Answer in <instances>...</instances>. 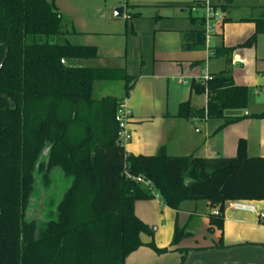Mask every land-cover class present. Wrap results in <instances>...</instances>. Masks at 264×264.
<instances>
[{
    "label": "trees",
    "instance_id": "1",
    "mask_svg": "<svg viewBox=\"0 0 264 264\" xmlns=\"http://www.w3.org/2000/svg\"><path fill=\"white\" fill-rule=\"evenodd\" d=\"M261 21L244 46L264 32ZM73 33L51 0H0V64L7 54L0 69V264H126L144 245L141 235H153L135 204L154 198V190L173 209L185 200H207L220 212L210 215L211 232L223 230L227 201L264 200V157H250L244 139L233 158L128 154L116 120L121 99L95 97L99 71L77 62L96 58L98 50L73 44ZM191 33L204 47L205 30ZM234 50L217 49L229 66L211 74L206 86L193 83L197 93L207 91V107L181 103L180 117L223 119L220 127L264 119V110L227 113L248 109L249 89L235 84L230 68ZM131 88L127 79V95ZM126 171L152 188L126 178ZM57 175L66 184L54 191ZM44 193L52 196L48 216L28 218ZM184 237L177 227L171 247ZM147 246L170 251L154 241ZM178 251L184 264L188 250Z\"/></svg>",
    "mask_w": 264,
    "mask_h": 264
},
{
    "label": "crops",
    "instance_id": "2",
    "mask_svg": "<svg viewBox=\"0 0 264 264\" xmlns=\"http://www.w3.org/2000/svg\"><path fill=\"white\" fill-rule=\"evenodd\" d=\"M51 1L64 16L62 9L72 4L75 11L73 19L76 15L82 16L76 12L78 10L86 21L96 23L112 21L115 9L123 6L125 15L132 22L135 38L139 36L135 30L139 26L138 20L167 22L165 25L153 24L156 28L153 30L152 49L146 58L141 57V69L135 78H128L132 88L129 95L126 92L125 99L132 111L130 128L133 133L131 141L124 146L128 154L233 158L237 155L239 141L244 139L250 157H264V119L246 118L220 127L223 119L179 116L181 103L187 101L195 110L207 107V91L197 93L193 83H200L199 79L206 71L217 74L229 66L226 56L216 54L220 48L235 49L230 68L236 85L248 87L249 92L252 88L264 89V32L257 35L251 46H244L256 33L261 20L264 21V3L211 0L214 5L225 6L218 9L219 12L222 10V21L219 30H215L205 46L200 47L195 45L197 35L191 32L204 29V0ZM236 1H241V4ZM195 6L197 9L194 11ZM187 9L194 13L201 9L203 13L196 14L191 18L192 24H188L182 16ZM66 19L72 26L70 19ZM88 31L76 30L69 36L73 44L95 46L98 50L96 58L86 59L81 65L99 71L101 77H109L111 72L119 76L121 72L127 74V41L124 44L127 38H123V42L74 39L79 33L99 32ZM103 33L108 36L119 34ZM116 46L125 49L123 53H113ZM100 49L111 51V54L101 56ZM200 96H204L203 103L198 102ZM228 114L250 115L255 112L247 109ZM253 202L264 211V200ZM214 210L207 200H185L178 209L165 204L160 195L138 200L135 213L153 230V235H141L144 245L128 256L126 264H180L182 253L178 249L188 250L184 264H264V219L255 213L225 209L223 230L211 232L210 215ZM177 227L184 230L185 237L172 248ZM153 241L157 247L170 248V251L158 254L147 246Z\"/></svg>",
    "mask_w": 264,
    "mask_h": 264
},
{
    "label": "rangeland",
    "instance_id": "3",
    "mask_svg": "<svg viewBox=\"0 0 264 264\" xmlns=\"http://www.w3.org/2000/svg\"><path fill=\"white\" fill-rule=\"evenodd\" d=\"M254 2V3H264V0H246V2ZM237 4H241V1H236ZM243 3V2H242ZM66 4V3H65ZM64 4V5H65ZM63 5V6H64ZM72 5V4H71ZM71 5H68L63 8V12L65 14L66 18H69L72 26L75 30H84L86 32H89L88 30L91 31H99L96 34L90 33H84L77 35V38L74 39H86V40H99V41H105L111 39L114 40H122L124 41L125 38H127V45L128 46V55H127V61H128V71L127 74L131 73L129 76L125 72H121L120 76L116 75L115 72L108 73V75H111L109 77L102 76L99 78V80L95 82V97L100 99L106 96H114L120 99H125L126 96V84H127V79L130 78H135L136 74L139 73L141 69V57L146 58L148 52L152 49V43H153V35L154 31L156 28V25L154 26L153 24L157 25H165L167 22H158V21H144V20H138L139 26L135 27V30L139 32V36L135 38L132 34V22L129 19L127 14L125 17H116L115 13H113V20H105L104 22L96 23V22H88L85 20L83 14L76 10L78 14H81L82 16H75V19H73L72 14H74V8L71 7ZM73 6V5H72ZM195 11V10H194ZM222 12V10L220 11ZM219 12V13H220ZM202 14L203 11L200 9L197 13L191 12L189 9H187L186 12L182 14L184 18H186V21L188 24H192V17L196 16V14ZM178 15V13H175ZM222 16L220 15V19L215 22L216 24V31L219 30L221 21H222ZM197 24V23H196ZM205 28V26H203ZM126 30V31H125ZM103 31L107 32H115L119 33L117 36H108V34L103 33ZM126 32V33H125ZM124 38V39H123ZM129 39V40H128ZM121 46H116L113 48V53L119 54V52L124 51ZM106 56L107 54H111V51L106 52L104 49H100V55L101 56ZM142 55V56H141ZM84 60H78V64H82ZM125 61V60H123ZM209 65V64H208ZM205 67V65H203ZM210 67V66H209ZM198 102L203 103L204 96H200L198 98ZM248 109L251 110L252 112L255 113H260L264 110V89L260 88H252L249 92V98H248ZM237 111V110H233ZM238 112V111H237ZM227 113H232V111H227ZM58 177V175H57ZM65 180L58 177L57 180V186L55 190H59V188L65 187ZM51 194H43V195H37L36 198L34 199L33 203L31 204V210L29 213L28 218H37L38 220H45V217L48 216V208L51 206Z\"/></svg>",
    "mask_w": 264,
    "mask_h": 264
},
{
    "label": "built area",
    "instance_id": "4",
    "mask_svg": "<svg viewBox=\"0 0 264 264\" xmlns=\"http://www.w3.org/2000/svg\"><path fill=\"white\" fill-rule=\"evenodd\" d=\"M204 16H203V23H204V30H205V37L206 41L208 42L215 29L218 19H220V13L217 9H215L214 4L211 2V0H204ZM197 7H193V10H196ZM211 79V74L206 71L204 75H202L199 79L200 83L203 85H207L208 81ZM116 120L119 124L120 132V140L122 145H126L128 142L131 141L133 138V133L130 128L131 120H132V111L128 106L127 99H124L120 102V106L116 115ZM126 178L128 179H134L136 181H140L144 183L146 186H151V182L144 180L142 177H134L132 176L128 171L125 172ZM153 194L155 196H159V193L157 191H153ZM225 209H230L234 211H247L251 213L257 214V216L260 219H264V211L259 210L257 206L254 204L253 201H247V200H229L225 203ZM219 210L216 209L213 211L214 215H219Z\"/></svg>",
    "mask_w": 264,
    "mask_h": 264
},
{
    "label": "water",
    "instance_id": "5",
    "mask_svg": "<svg viewBox=\"0 0 264 264\" xmlns=\"http://www.w3.org/2000/svg\"><path fill=\"white\" fill-rule=\"evenodd\" d=\"M124 15H125V8H124L123 6H121V7H117V8L115 9V16H116V17H124ZM6 57H7V54L5 55V58L3 59V61H2L1 64H0V69H1V67H2V65H3V63H4L5 59H6ZM189 184H191V183H189Z\"/></svg>",
    "mask_w": 264,
    "mask_h": 264
},
{
    "label": "flooded vegetation",
    "instance_id": "6",
    "mask_svg": "<svg viewBox=\"0 0 264 264\" xmlns=\"http://www.w3.org/2000/svg\"><path fill=\"white\" fill-rule=\"evenodd\" d=\"M57 180H58V177H57V178L55 177L54 180H53V184H52L53 188H52V189H53L54 191H56L55 189H56V186H57ZM44 194H45V193H44Z\"/></svg>",
    "mask_w": 264,
    "mask_h": 264
}]
</instances>
